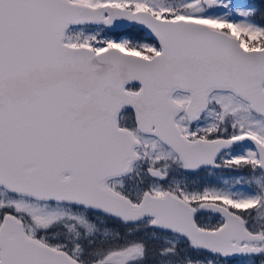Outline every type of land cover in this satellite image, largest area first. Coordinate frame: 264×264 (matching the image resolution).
Masks as SVG:
<instances>
[{
    "label": "snow or ice",
    "instance_id": "6c2138e0",
    "mask_svg": "<svg viewBox=\"0 0 264 264\" xmlns=\"http://www.w3.org/2000/svg\"><path fill=\"white\" fill-rule=\"evenodd\" d=\"M0 264H264V0H0Z\"/></svg>",
    "mask_w": 264,
    "mask_h": 264
}]
</instances>
